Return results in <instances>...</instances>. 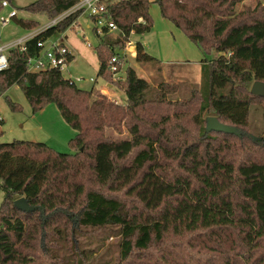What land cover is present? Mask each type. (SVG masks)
Wrapping results in <instances>:
<instances>
[{"label": "trees", "instance_id": "trees-1", "mask_svg": "<svg viewBox=\"0 0 264 264\" xmlns=\"http://www.w3.org/2000/svg\"><path fill=\"white\" fill-rule=\"evenodd\" d=\"M3 1L11 5L0 0V12ZM28 1L21 10L52 21L83 0ZM100 1L103 19L116 27L117 36L112 38L107 26L97 33V19L89 17L97 38V77L112 85L108 61L122 57L132 35L151 32V2ZM242 2L153 0L161 17L204 56L216 54L201 61L200 87L184 101L167 100L174 89L163 83L150 98L148 82L128 66L127 55L121 58L119 82L123 105L93 88L80 89L56 69L29 72L28 59L40 53L37 44L63 34L83 9L27 40L25 52H8L0 93L19 86L32 114L54 104L76 135L68 143L70 154L44 143H0V264H93L77 235L109 227L117 228L120 238L116 264H184L171 261L169 241L190 242L198 238L194 234L210 244L209 264H264V139L246 132L250 108L264 102V96L250 93L254 82L264 83V5L239 9ZM11 20L26 31L39 26ZM135 52L136 63L159 64L140 42ZM208 117L238 129L240 136L207 133ZM107 128H123L130 138L113 139ZM19 198L52 215L42 222L38 212L17 211L13 203Z\"/></svg>", "mask_w": 264, "mask_h": 264}, {"label": "rangeland", "instance_id": "rangeland-1", "mask_svg": "<svg viewBox=\"0 0 264 264\" xmlns=\"http://www.w3.org/2000/svg\"><path fill=\"white\" fill-rule=\"evenodd\" d=\"M150 2L149 13L153 21L151 32L142 37L132 35L130 40L125 43L123 51L127 53V64L136 71L140 78L148 82L150 98L156 95L158 85L163 83L174 89V92L166 96L167 100L173 102L187 100L191 92L200 87L201 61L204 58L208 61L214 59L216 54L211 53L204 56L181 30L161 17L158 5L153 3V0ZM29 3L28 0H11V5L1 10L0 18L9 17L15 10L17 19L35 20L38 22V28L26 31L10 19L5 27L0 25V46L27 37L31 32L42 29L50 22L45 16L32 15L21 10ZM256 4L264 5V0H243L238 8L252 9ZM92 28L91 19L86 12H83L76 24L63 34L55 33L45 44L46 46L51 43L62 44L71 52L73 60L62 72L65 79H84L76 86L83 90L93 88L95 92L106 96L110 102L123 105L126 97L121 88L122 83L109 85L111 84L109 81L104 83L102 78L97 77L99 64L94 52L97 38L93 34ZM110 35L115 38L117 33L114 31ZM136 42H140L146 53L155 58L159 64L136 63L135 56H132ZM90 79L95 80V83L90 82ZM109 86L111 87L109 88ZM8 102L14 104L16 110L10 109ZM190 129L192 133H195L196 129L191 125ZM246 132L254 140L264 139V102L250 108ZM105 134L113 139L126 140L130 138L128 132L123 128L118 131L107 128ZM75 135L76 132L64 122L54 104H47L40 111L32 114L19 86L13 85L4 93H0V143L13 141L44 143L58 153L70 154L73 151L68 143ZM2 200L3 192L0 189V204ZM72 220L73 226H75L74 217ZM192 237L198 238L195 240L192 238L190 242H184L183 239L184 243L180 242L176 245L172 244V240L169 241L168 246H172L168 253L173 255L172 262L183 261L184 264H193L195 260H198L199 264H209L208 257L213 256L214 252L205 249V247L210 244L207 245L205 239L200 235L194 234ZM119 241L117 228L109 227L85 229L77 235L76 243L81 250L92 255L93 264H116L119 259ZM211 246L215 247V245Z\"/></svg>", "mask_w": 264, "mask_h": 264}, {"label": "built area", "instance_id": "built-area-1", "mask_svg": "<svg viewBox=\"0 0 264 264\" xmlns=\"http://www.w3.org/2000/svg\"><path fill=\"white\" fill-rule=\"evenodd\" d=\"M1 6L2 8H8L9 4L7 1H3L1 3ZM80 9H83L84 12H86L89 17H94L97 19L95 25L97 28V33H100L101 28L106 26L110 32L116 31V27L112 23H107L103 19V14L106 11H105V5L100 0H83L69 12L64 13L59 17L55 18L54 20L50 21L47 25H45L41 29V31L56 25L58 22L63 20L65 17H67L70 13ZM16 15H17L16 11L13 10L9 15V17H5V18L1 17L0 25L2 27H5L9 23V20L12 19L13 17H16ZM33 36L34 35L31 34L25 38L19 39L18 41L12 42L8 45L0 46V72L8 68V61H7L8 52L16 48L20 52H25L26 48L24 46V43L27 40L31 39ZM86 44L89 46L88 43ZM37 47L40 48V53L36 57L29 58L27 62L29 72H39V71L56 69L60 71L62 74V72L66 70L69 64L68 59L71 56V53L64 45L51 43L49 46H46L45 42L44 43L40 42L37 44ZM126 55L127 53L124 52L121 58L123 59ZM132 56L133 57L136 56L135 49ZM121 58H119L118 56H114L108 61L107 70L112 74V81L114 83H119L123 81L122 73L125 67V63ZM69 81L74 84H77V83H82L84 79L75 78L74 80L69 79ZM89 81L92 83L95 82V80L93 79H90Z\"/></svg>", "mask_w": 264, "mask_h": 264}, {"label": "water", "instance_id": "water-1", "mask_svg": "<svg viewBox=\"0 0 264 264\" xmlns=\"http://www.w3.org/2000/svg\"><path fill=\"white\" fill-rule=\"evenodd\" d=\"M250 93L256 97H263L264 96V83L260 81H256L252 84ZM206 132L207 133H223L228 135H236L240 136V132L238 129L234 127H230L224 124H221L216 118L208 117L206 119ZM13 207L22 213L29 214L38 212L39 218L42 222L45 221L46 218L50 217L51 215H45L44 210L39 206H32L30 205L25 198H19L13 203ZM78 216H76L75 224H77Z\"/></svg>", "mask_w": 264, "mask_h": 264}, {"label": "crops", "instance_id": "crops-1", "mask_svg": "<svg viewBox=\"0 0 264 264\" xmlns=\"http://www.w3.org/2000/svg\"><path fill=\"white\" fill-rule=\"evenodd\" d=\"M33 21H35V20H33ZM43 28V27H42ZM39 32H41V28L40 29H38V30H36V31H34V32H31L29 35H36L37 33H39ZM29 35H27V36H29ZM26 37V36H25ZM24 37V38H25ZM22 39V38H21ZM71 53V52H70ZM71 56H72V54H71ZM73 57V56H72ZM95 83V82H94ZM111 86H109V88H110ZM125 102V101H124Z\"/></svg>", "mask_w": 264, "mask_h": 264}]
</instances>
